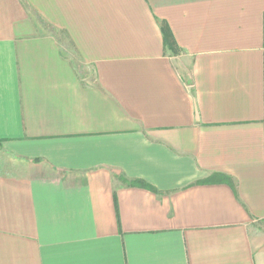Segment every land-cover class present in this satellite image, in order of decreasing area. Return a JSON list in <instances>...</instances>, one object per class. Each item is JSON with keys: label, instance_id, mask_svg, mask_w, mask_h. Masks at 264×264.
<instances>
[{"label": "crops", "instance_id": "0c3cea01", "mask_svg": "<svg viewBox=\"0 0 264 264\" xmlns=\"http://www.w3.org/2000/svg\"><path fill=\"white\" fill-rule=\"evenodd\" d=\"M0 264H264V0H0Z\"/></svg>", "mask_w": 264, "mask_h": 264}, {"label": "trees", "instance_id": "16d2710c", "mask_svg": "<svg viewBox=\"0 0 264 264\" xmlns=\"http://www.w3.org/2000/svg\"><path fill=\"white\" fill-rule=\"evenodd\" d=\"M163 29V39H165V44L166 47L171 51V52H177L175 49V39L173 37V34L171 30L169 29L168 26L162 25ZM128 184L133 185V186H143L148 189H152L155 191V188L152 185H148L143 179H135V180H128Z\"/></svg>", "mask_w": 264, "mask_h": 264}, {"label": "rangeland", "instance_id": "374dc122", "mask_svg": "<svg viewBox=\"0 0 264 264\" xmlns=\"http://www.w3.org/2000/svg\"><path fill=\"white\" fill-rule=\"evenodd\" d=\"M174 53H177V52H174ZM181 55V54H180Z\"/></svg>", "mask_w": 264, "mask_h": 264}]
</instances>
